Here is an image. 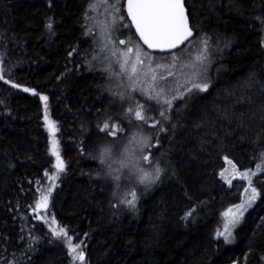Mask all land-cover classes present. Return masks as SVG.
<instances>
[{
    "label": "trees",
    "instance_id": "trees-1",
    "mask_svg": "<svg viewBox=\"0 0 264 264\" xmlns=\"http://www.w3.org/2000/svg\"><path fill=\"white\" fill-rule=\"evenodd\" d=\"M87 3L52 0L50 7L48 0H0V264H70L66 238L53 236L49 224L67 227L71 243L81 244L84 264H264V196L246 212L233 244L216 235L221 210L238 200L218 177L224 154L247 169L264 148V0H186L198 30L174 52L206 34L210 87L193 90L194 101L191 94L175 101L170 119L162 117L155 128L126 113L146 101L140 92L126 91L120 77L92 64L93 35L83 34ZM46 114L56 124L66 168L52 180L47 218L41 220L33 205L56 162L43 126ZM110 117V127L124 130L113 129L115 138L97 127ZM135 132L152 137L145 154L165 169L147 190L134 169L115 162L125 148L134 150ZM104 145L114 146L112 168L119 171L112 177L119 175L118 181L94 159ZM141 166L150 169L149 161ZM133 190L135 209L121 203ZM192 208L193 216L182 219Z\"/></svg>",
    "mask_w": 264,
    "mask_h": 264
},
{
    "label": "snow or ice",
    "instance_id": "snow-or-ice-1",
    "mask_svg": "<svg viewBox=\"0 0 264 264\" xmlns=\"http://www.w3.org/2000/svg\"><path fill=\"white\" fill-rule=\"evenodd\" d=\"M48 4L52 6V0H48ZM126 7V14L122 12V9ZM103 8L104 19L98 20L95 16H89L88 10L91 9L94 13L96 9ZM192 6L186 3V0H127L126 5L120 3V0H88L87 7L84 12V18L86 23L90 20L95 21L94 27L98 31V36L95 38L94 42L98 44L101 50L109 53L108 56L104 57L107 61L106 69L110 75H115L120 77L122 75H127L129 80V86L132 90H136L137 83L139 82V72L144 67L145 59L151 61V56L149 53L145 52L138 41H142L143 45H146L149 49H177L179 51V46L184 42L188 41L190 37H193L194 30H198V25L193 22L194 13L191 10ZM125 20H128V23L125 24ZM134 26L135 32L131 36H128L126 39H120V35H124V31H131V28ZM46 27L49 29L50 33L53 29V19L48 18ZM93 25H89L85 31L84 35H92ZM119 34V35H117ZM133 37H137L138 41ZM3 39V37H0ZM203 49L201 53L196 56L194 63L190 65L192 71L188 78V83H191V88L185 85L182 92H177L176 95L171 96L170 98H165L163 90L155 91L149 89H140L142 95L146 96L147 99L145 104H141L138 101L135 103L134 107H128L126 113L129 116L135 117L137 121L147 122L151 120L153 125H161L160 121L154 119V117H149L145 115V112L154 111V107L151 104L152 101H155L157 106L161 105L163 101V106H166V109H172L174 101L183 97L185 93L191 94L193 90L207 91L210 87V81L205 80L204 82H196L200 80L203 76L204 63L207 60V57L204 55V52L207 50V36L205 34L202 41ZM264 43V41H261ZM123 46V47H121ZM76 48L72 49V52H75ZM72 52H69L68 55L71 56ZM95 58V57H94ZM112 58H115V63L118 64L120 71L113 70ZM181 60V56H178L175 52L172 53V67H174L178 61ZM188 65H182L185 67ZM158 67H160L158 65ZM67 71V69H66ZM149 71L152 69L149 65ZM169 76L173 73L169 72ZM5 76L3 75V69L0 68V80H4ZM156 76H152V80L155 81ZM9 84H13L11 80L6 81ZM14 87L20 88V84H13ZM24 91L32 92L40 96L42 101H47L48 97L43 94L36 93L35 89L25 88ZM118 95L121 100L124 99V93L118 92L114 93ZM129 99L133 98V94L128 93ZM147 105V107H146ZM45 109H47V104H45ZM159 115L165 120H169L170 117L165 114V108L159 112ZM45 120H48L47 115H45ZM109 120H106L101 128L97 125L98 129L115 138L118 135L117 131L113 129H118L120 132L124 131L119 127L118 124L109 125ZM49 130L54 132L55 123L48 121ZM164 127H160V131H167ZM152 137L150 136H134L133 141L136 145L137 150L141 153L139 157H136L135 152H129L126 148L122 153V159L115 161L119 164L120 169H134L136 180L140 185L144 186V190L151 188L153 185L157 184L161 180L162 173L165 172V169L161 167L159 160H155L154 165L151 161L154 159L151 154L145 155L148 149L153 147L151 143ZM159 138H156V143L159 144ZM113 145H104L100 148L97 157L101 166H106L108 171L105 173L106 177H112L114 171H119V169L112 168V157H113ZM52 153L56 157L55 162V173L52 176H49L50 180H55V177L60 173L65 171L66 165L65 161L62 159L59 151V141L52 140ZM83 152V148H81ZM259 163L256 165V170L244 169L243 172L237 173L245 180L248 181V186L245 188V193H247V198L242 200L240 204L233 205L225 213V220L223 223V231L217 230L216 235L218 237H223L225 242H230L233 239V229L242 222L245 212L248 211L250 207L256 202L257 198L264 196V182H261V188L258 189L253 185V177L257 175V172L264 173V151L259 153L258 156ZM225 160H228V157H225ZM143 161H149V168L146 170L141 166ZM229 164H232V161H228ZM233 169H236L235 164H232ZM47 175V172L45 173ZM175 174V173H173ZM99 175V174H98ZM221 177L227 180L229 184L232 183L231 179H228L225 176L224 171L220 173ZM115 180H119L120 176L112 177ZM53 187H50L40 194L39 198L35 202V208L33 211L39 209H46L49 205V198L53 191ZM39 191V190H38ZM115 195V193H113ZM131 199H122L121 203L127 204L130 208L135 209L137 194L133 190L131 193ZM195 212V208L190 209L184 214L182 219L187 220L192 217ZM43 219V217H39ZM264 220V218H261ZM52 222L55 223V216L52 217ZM51 233L53 236L60 237L63 236L68 242V249L71 253H75L74 259L83 261L85 254L81 251V244L71 243V237L68 236V229L66 226L52 228V225L49 224ZM88 234L85 233V236ZM32 240H37L38 237H31ZM251 251V249H249ZM247 256V254H245ZM264 259V257H262ZM11 264V262H9ZM233 264H236L234 261Z\"/></svg>",
    "mask_w": 264,
    "mask_h": 264
},
{
    "label": "rangeland",
    "instance_id": "rangeland-1",
    "mask_svg": "<svg viewBox=\"0 0 264 264\" xmlns=\"http://www.w3.org/2000/svg\"><path fill=\"white\" fill-rule=\"evenodd\" d=\"M120 3L123 4V0H120ZM104 12H105V10L103 8L96 9V12L95 13L91 9L88 10L89 16H95V18L98 19V20H103L105 18L104 17ZM122 12H124L123 9H122ZM124 23L127 24V21L125 20ZM94 24H95V21H93V20H90L87 23L85 21V28H87L89 25H93V33H92L93 40H95V38L98 36V31L94 27ZM117 35H119V34H117ZM128 36H131V33H130V31L125 30L124 31V35H120L119 38L120 39H126ZM202 41L203 40L199 41L200 43L192 41L189 45L185 46L186 47L185 49H183L179 53L177 52L176 54L178 56H181V60L178 61L177 64L174 67L171 66L172 65V53L173 52L172 53H168L169 55L167 57L169 59H164L163 57L159 56L158 54L156 55V53H151V52L147 51L141 45V47L143 48V50L145 52H147V53L150 54L151 61L145 59L144 67L139 72V82L137 83V88H136V90H133V91L140 92V89H142V88L143 89H149V90H155V91L163 90V94H164L165 98H170L171 96L176 95L177 92H182L186 84H187V86L189 88H191V83H188V78H189V76L191 74V71H192L190 65L192 63L196 62L195 61L196 56L201 53V50L203 49V43H202ZM94 46L96 48L97 54L95 56L94 55L92 56V60H91L92 61V64L93 65H96L98 63H101L102 66L106 69L105 66L107 64V61L104 59V57L108 56L109 53L106 52V51L101 50V48L95 42H94ZM207 46H208L207 47V50L204 52V55L205 56L208 53L207 51H209V49L211 50V47H212L210 44L207 45ZM121 47H123V46H121ZM95 61L98 62V63H96ZM210 62H211V59L208 60V61H205V63H204V69H205V71L203 72V76L200 78V80H197L196 82H204L205 80L208 81L207 71H208V66H209ZM112 64H113V70L114 71H117V72L120 71L118 64L115 63V58H112ZM149 65H150V67L152 69L151 72L149 71ZM158 65L160 67H158ZM182 65H188V66L182 67ZM169 72H172L173 74L171 76H169V74H168ZM153 75L156 76L155 81L152 80V76ZM112 76L115 77V75H112ZM120 79L122 80V82L124 84V87L126 88V91H128V90L132 91V89L129 86V80H128L127 75L120 76ZM196 92L200 93V92H204V91L196 90ZM139 94H141V92ZM187 94L188 93H185L184 96L187 95ZM142 97L144 99H147V97L144 96V95H142ZM181 98H179V99H181ZM188 99L191 100V101H194L196 99V93L191 94L190 98H188ZM178 100H176V101H178ZM142 104H145V102H142ZM151 104L152 105H155L156 106L155 108L158 111H156V112H154V111L147 112L146 111L145 112V115H147L149 117H154L155 120L161 122L160 119H163V118L159 115L160 110L162 109V107H164L165 108V114H167V111L169 109H166V106H163V101H161V105L160 106H157L155 104V101H152ZM134 106H135V104H133V107ZM146 107H147V105H146ZM46 115L48 117V120H45V118H44L45 115H44V117H43V126L48 131L47 133H48V136L50 137V146H49V149H50V152L52 153V151H51V148H52V140L53 139L56 140L55 134H54V133H56V130L54 132H52V131L49 130L48 121H52V122H54V121L52 119H50L49 114H46ZM145 123L147 124V126H149V128H155V127L158 126V125H153V123H152L151 120H148ZM55 129H56V124H55ZM135 133H133V134L131 133V136H130V138H131L130 145H131V147H134V150H131L129 152L131 153V152H134L135 151L136 157H139L141 155V153L137 150L136 145H135V143L133 141V137L134 136H148V134L147 135H141V134H138L137 132H135ZM262 151H264V148L261 149L259 151V153L262 152ZM225 157H228V160H225ZM55 159H56V157H55ZM229 160L232 161V164H235L236 169H233L232 164H229L228 163ZM223 161L224 162L222 163V165L218 169V177H219V179H220L221 182H223L224 184H226L229 187L228 194L229 195L237 194V196H238L239 199L235 203L226 205L221 210V225H220V228H219L220 231H223V223H224V220H225V213L227 212V210L230 207H232L233 205L240 204L242 200H245L247 198V193H245V188L248 186V181L245 180V179H243L237 173V171H236L237 169L239 170V172H243L244 171V169H241L239 167V165L237 164L238 161L232 155H230V154H224ZM259 162L260 161L258 159L257 162H256V164L254 165V167L247 168V169H251V170L255 171L256 170V165ZM116 165L119 167V164L118 163H116ZM150 170L151 169H149V171ZM221 171H224L225 176H227L228 179H231L232 180V183L231 184H229L226 179H224L223 177H221V175H220ZM52 175L53 174H49L48 175L47 178H48L49 182L45 186L44 190L41 193L46 192V190L48 188L52 187V180L49 179V176H52ZM261 175H264V173L257 172V175L252 178L253 179V185L255 187H256V181L257 180H260V181L263 180L264 176H261ZM49 200H50V198H49ZM253 205H252V207H253ZM33 206L35 208V203H34ZM252 207H250V208H252ZM48 208H49V205H48ZM48 208H46V209H39V210L35 211V213L39 217H43V219H45V218H47ZM245 214H246V212H245ZM245 214H244V216H245ZM242 222H243V220H242ZM241 223L238 224L232 230L233 231V239L230 242H225L224 239H223V237H218V238L222 239L226 245L233 244L234 241H235V231L241 225ZM67 248H68V242H67ZM70 255H71L70 256V264H84L82 261H80L78 259H74L75 253H71L70 252Z\"/></svg>",
    "mask_w": 264,
    "mask_h": 264
},
{
    "label": "water",
    "instance_id": "water-1",
    "mask_svg": "<svg viewBox=\"0 0 264 264\" xmlns=\"http://www.w3.org/2000/svg\"><path fill=\"white\" fill-rule=\"evenodd\" d=\"M126 3H127V0H123V4L124 5H126ZM124 9V13L126 14V7L125 8H123ZM128 21V20H127ZM132 30H133V32H135V28H134V26L132 27ZM193 36H194V33H193ZM137 38V37H136ZM193 37H190L189 38V40L190 39H192ZM137 40H138V38H137ZM188 40V41H189ZM188 41H186V42H184L182 45H180L179 46V49L181 48V47H183ZM139 43L147 50V51H149V52H151V53H156V54H168V53H172V52H174V51H176L177 49H149L146 45H143V43H142V41H139Z\"/></svg>",
    "mask_w": 264,
    "mask_h": 264
},
{
    "label": "bare ground",
    "instance_id": "bare-ground-1",
    "mask_svg": "<svg viewBox=\"0 0 264 264\" xmlns=\"http://www.w3.org/2000/svg\"><path fill=\"white\" fill-rule=\"evenodd\" d=\"M239 199V198H238ZM229 205V204H228ZM218 228V227H217Z\"/></svg>",
    "mask_w": 264,
    "mask_h": 264
}]
</instances>
